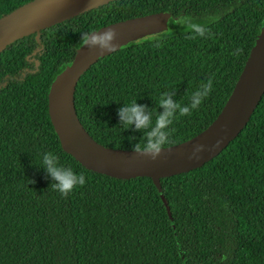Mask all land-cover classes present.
<instances>
[{"label": "trees", "instance_id": "16d2710c", "mask_svg": "<svg viewBox=\"0 0 264 264\" xmlns=\"http://www.w3.org/2000/svg\"><path fill=\"white\" fill-rule=\"evenodd\" d=\"M30 1L0 0V19ZM93 1L82 0L51 24L34 22L30 34L0 50V264H264V91L218 154L159 179L170 216L149 177L119 179L80 165L61 148L47 112L49 84L70 63L81 32L167 12L165 30L87 68L73 104L93 140L132 149L143 136L122 130L117 110L123 104L136 99L155 120L162 93L174 91L173 99L187 105L211 78L199 108L168 130L172 144L192 137L229 95L264 25V0ZM180 15L211 34L186 38L195 33L172 23ZM47 152L83 173L86 183L67 197L53 190L39 166Z\"/></svg>", "mask_w": 264, "mask_h": 264}, {"label": "water", "instance_id": "95a60500", "mask_svg": "<svg viewBox=\"0 0 264 264\" xmlns=\"http://www.w3.org/2000/svg\"><path fill=\"white\" fill-rule=\"evenodd\" d=\"M82 0H32L24 11L14 10L0 19V50L13 40L33 31V23L45 26L56 22L80 6ZM109 0H94L101 4ZM169 14L154 12L118 20L92 31L107 27L116 30L115 50L99 53L79 46L70 63L50 82L47 112L61 148L84 168L114 178L149 177L155 186L168 216L169 209L162 196L159 179L201 166L232 140L246 124L264 91V25L251 46L242 69L224 104L213 120L192 137L172 144L156 160L135 154L133 149L110 148L93 140L79 122L73 104V92L79 76L103 56L128 42L165 30ZM220 143L217 145L216 141ZM206 146L200 159H188L192 146Z\"/></svg>", "mask_w": 264, "mask_h": 264}, {"label": "clouds", "instance_id": "9594fccd", "mask_svg": "<svg viewBox=\"0 0 264 264\" xmlns=\"http://www.w3.org/2000/svg\"><path fill=\"white\" fill-rule=\"evenodd\" d=\"M210 20H216L218 17H210ZM172 23L184 28L186 31L194 32L193 36L186 38L195 39V36L204 37L210 35V30L201 24L192 22L190 18L180 15L172 19ZM116 30L107 27L103 31H85L81 32L79 45L86 46L89 50H97L99 53L110 52L116 49ZM159 47V43L155 44ZM239 50H237L238 54ZM212 79L209 78L207 83H203L191 94L190 101L187 105H182L173 99L175 92H164L156 101V115L153 120V113L148 105L136 103V99L129 104H123L118 110L119 125L122 130L132 128L134 131L142 133L143 143L132 145L135 154L156 160L157 157L165 150L171 151L170 146L173 141L169 139V128L178 116L191 115L192 111L199 108L204 99L208 97L212 90ZM157 108L160 111H157ZM219 140L216 141L218 145ZM206 146L197 143L192 146L188 159H200V154L205 151ZM39 166H42L46 176L50 180V186L53 190L60 193L61 196L67 197L78 187L86 183L83 173H76L71 167H64L59 163V157L52 152L42 155Z\"/></svg>", "mask_w": 264, "mask_h": 264}, {"label": "rangeland", "instance_id": "374dc122", "mask_svg": "<svg viewBox=\"0 0 264 264\" xmlns=\"http://www.w3.org/2000/svg\"><path fill=\"white\" fill-rule=\"evenodd\" d=\"M148 36V35H147ZM151 36V35H150Z\"/></svg>", "mask_w": 264, "mask_h": 264}]
</instances>
